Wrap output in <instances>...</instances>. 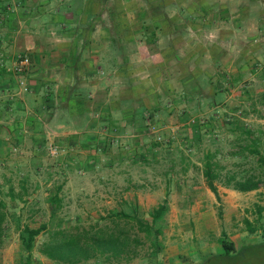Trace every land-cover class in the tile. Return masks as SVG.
Here are the masks:
<instances>
[{
  "label": "rangeland",
  "instance_id": "1",
  "mask_svg": "<svg viewBox=\"0 0 264 264\" xmlns=\"http://www.w3.org/2000/svg\"><path fill=\"white\" fill-rule=\"evenodd\" d=\"M105 35L103 74L71 84L57 65ZM254 147L264 155V0H0V264H32L50 231L110 212L150 223L165 199L137 258L83 264H264V185L226 186L256 170ZM42 224L27 252L21 230Z\"/></svg>",
  "mask_w": 264,
  "mask_h": 264
},
{
  "label": "trees",
  "instance_id": "2",
  "mask_svg": "<svg viewBox=\"0 0 264 264\" xmlns=\"http://www.w3.org/2000/svg\"><path fill=\"white\" fill-rule=\"evenodd\" d=\"M247 132L251 135L250 131ZM250 152L256 157V170L252 173H245L240 179H236V175H233L229 177L226 185L242 193L258 190L264 185V155L257 147H254ZM209 158L210 156L207 154L203 177L207 188L219 200L218 188L214 183L219 178V174ZM230 182L234 183L230 185ZM166 202L165 199L163 204L153 210L150 215V223L123 212H110L105 217H101L99 222L87 227L75 225L50 231L47 238L41 243L39 253L57 264H83L96 259H102L106 263H128L138 256L137 246L141 242L138 237L139 232L146 236L154 234L155 237L156 234H159L155 223L165 211ZM52 204L55 205V203ZM3 206L4 204L0 201V209ZM4 219L5 215L0 210V248L4 244ZM126 227L131 230L135 229L136 232L132 234ZM45 230V224L33 229L25 226L20 232L23 248L30 252L35 238ZM222 236L218 241L223 250L220 259L234 260L240 249L238 250L233 243L228 242L224 238V233Z\"/></svg>",
  "mask_w": 264,
  "mask_h": 264
},
{
  "label": "crops",
  "instance_id": "3",
  "mask_svg": "<svg viewBox=\"0 0 264 264\" xmlns=\"http://www.w3.org/2000/svg\"><path fill=\"white\" fill-rule=\"evenodd\" d=\"M106 30H107L106 28H100L99 29L100 32H103ZM95 40L99 41L100 43L99 44L90 43L86 47H83L81 42L79 44H76V46H78V52L76 54H74L73 59H71L72 63L69 64L68 62H65L66 64H58L57 65L56 69L60 73L68 74V76L71 74L69 76L70 79H72L71 84H74L76 79L78 80V79H81L82 77H83L82 80H84V81L88 80L92 84V83L96 82L95 76H93V75H96L99 73L103 74L102 69H104V64H105V61H104L105 59L103 60V58L106 57V55L104 56L103 53H106L105 51L107 50L106 48L108 47L109 35L108 36L105 35V37H102L101 39L100 38L97 39V37H95ZM85 53H87L86 54L87 56L85 55ZM83 56H85V57L83 58ZM31 66H30L29 71H28L26 76H28L30 74ZM226 193H228V195L225 197L224 201L230 202L229 199L232 196L231 191L230 192L226 191ZM209 228L210 227H207L206 230H211ZM219 246L216 245L214 247L215 251L222 253L221 249H220L221 246L220 247ZM18 247L20 249V243L18 244ZM207 249L208 248H206V249L204 248V251H207ZM208 252L211 253L210 251H208ZM19 259H20V257L18 259H16L17 262L20 261ZM47 262L48 261H46V258L44 256H42V257H39L38 259H36L34 262H32V264H47ZM172 263L178 264L179 262L174 261ZM2 264H7L6 260H4V262H2Z\"/></svg>",
  "mask_w": 264,
  "mask_h": 264
},
{
  "label": "built area",
  "instance_id": "4",
  "mask_svg": "<svg viewBox=\"0 0 264 264\" xmlns=\"http://www.w3.org/2000/svg\"><path fill=\"white\" fill-rule=\"evenodd\" d=\"M31 66V61L27 56H16L11 61L10 71L18 78V85L22 91L27 92L28 86L26 83V75Z\"/></svg>",
  "mask_w": 264,
  "mask_h": 264
}]
</instances>
